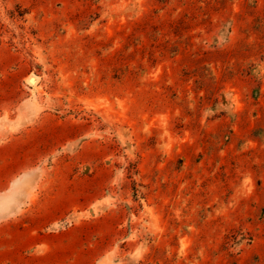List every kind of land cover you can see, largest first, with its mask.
<instances>
[{"label": "rangeland", "instance_id": "rangeland-1", "mask_svg": "<svg viewBox=\"0 0 264 264\" xmlns=\"http://www.w3.org/2000/svg\"><path fill=\"white\" fill-rule=\"evenodd\" d=\"M0 264H264V0H0Z\"/></svg>", "mask_w": 264, "mask_h": 264}]
</instances>
